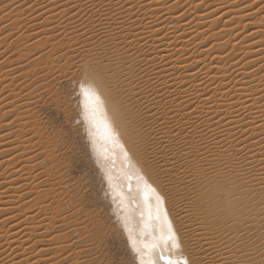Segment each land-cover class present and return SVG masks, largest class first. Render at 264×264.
<instances>
[{
  "label": "bare ground",
  "instance_id": "bare-ground-1",
  "mask_svg": "<svg viewBox=\"0 0 264 264\" xmlns=\"http://www.w3.org/2000/svg\"><path fill=\"white\" fill-rule=\"evenodd\" d=\"M173 1L120 0L125 4V10L121 11L116 7L115 0H14L19 7H13L8 12H0V182L3 181L6 184L5 187L0 186V264H85L86 262L84 257L86 258L90 251L86 250L88 245H82L83 240L76 241L78 236L75 240L70 238L72 240L70 242L69 240H67L68 242L63 241L66 246H61L63 245L61 240H64L68 233H65L64 236L60 235L63 234V231L61 232L62 228L58 224L62 223L61 226L67 224L65 221L71 217L66 216L67 219L62 218L60 222L55 221L52 224L54 219L52 214L54 215L56 211L60 210L58 206H55L58 199L54 205L48 204L51 200H55L53 197L54 199H50L46 203L51 207L44 206L51 210L54 206L53 210L58 209L54 213L52 212V220L50 216L43 217L48 216L45 214L48 210L44 207L42 210L45 215H40L42 211L40 207L45 204L44 202L43 205H41L42 202L39 204L41 206L37 204L39 209H36L38 210L35 207L36 211L29 210V214L23 212L24 208H22L24 210L18 208L20 212L15 208V203L22 190H20L21 187L17 190L14 187L21 186L23 181L29 183L32 181V177L28 178L30 181L18 180L19 177L15 179L17 170L13 167H19L18 169L22 173L33 169L34 160L36 159L37 162V157L41 158L42 154L39 151L42 149L44 151L46 148H42L43 145L40 146L36 140L38 145L35 147H38L33 150L34 143L27 136L30 133H25L26 130H24L27 129V123H24V119L18 118L17 120L15 118L19 114H25V102L28 103L27 99L32 100L29 98L31 95L26 93L31 89V85L28 86L29 81H40L42 78L46 81L53 77L51 68L54 69V67H51L50 56L51 52L55 51V47L50 43L48 50L39 51L37 46H39L42 36L46 39L42 41L48 43L51 40L56 41L58 37H65L68 41H81L82 50L80 49V52H84L88 59H84L85 56L81 59V55L77 65L86 66V61L90 58L86 50L93 49L94 45L83 40L74 29L84 32V26H87L89 30H92L90 21L101 25L95 29L99 32L100 38L97 39L96 36H93L95 45H101L107 31L103 26L105 14H108L110 10H114L117 17L124 22L122 24L123 34L120 29L113 26L112 35L120 40L121 45L128 49L131 56L125 53L120 45H116V47L120 48V54L132 64L133 70L144 86L153 93L155 103L158 105V108H154L153 111L156 112L157 117L162 116L165 120V124L161 125L151 116L148 117L155 129V134L168 142L170 138L169 126L179 125L177 131H183L191 125L192 131L197 135L199 134L196 132L198 128L207 133V141L210 145L213 136L217 137L221 144L224 143L226 137L231 144L235 145L236 149L244 151L255 166L252 171L256 179L253 180L249 176L247 185L236 181L239 187L231 188L224 193L218 192L215 187L210 185L208 191L203 193V204L198 209L201 211L204 222L203 228L194 225L183 211L180 212V220L188 227L196 228L197 231L205 234L209 233L212 228H216L227 241L228 237L224 235L228 231L226 221L230 215H234L238 211L237 202L243 201L253 209L251 215L255 219L249 220L252 229L250 235L259 246L262 227L259 202L264 198V189L258 182L264 179V169H261L259 158L264 154V71H262L264 69V16L259 14V10H250L249 0ZM129 2L136 7L134 9L127 7ZM72 4L78 7L74 10L71 7ZM93 4L96 7H93ZM101 5L103 6L101 7ZM141 5L143 6L141 7ZM234 5H238V7L235 6L234 9ZM246 5L249 6L246 7ZM97 8H100L99 13ZM98 16L99 19H97ZM115 19L116 17H113V20ZM5 27L9 29L8 32H2ZM84 34L88 35L89 33ZM105 42L109 43V46L114 43V41ZM84 53L82 54L84 55ZM38 66L41 67L39 70H37ZM141 69H143L142 73ZM143 98L150 105L152 104L147 95H144ZM14 106L16 107L15 118H13V113L11 117L9 112L10 121H8L5 119V109L9 110ZM26 110V113L29 114L27 108ZM82 110L84 119L83 97ZM26 116L25 118L28 119L29 116ZM11 119L15 121L12 123ZM97 120L99 131L95 128L92 129L93 136L90 139L92 142L93 139L95 141L93 144L96 156L108 159L109 154L113 157L114 171L119 169L118 181H114L115 177L110 171L106 172V176L108 179L110 178L117 208L121 211V223L128 238L131 235L132 239L136 241L137 248L140 249L139 253L135 251L138 254V261L141 263L142 260L143 264H152L155 259L152 245L159 236L155 225L149 220L150 211L153 216L155 215V201L140 178L142 171L140 165L134 158L125 156L121 147L122 141L109 138L104 134L103 117L98 114ZM85 123L88 128L86 121ZM12 127L16 129L17 133L12 131ZM2 128L7 129L4 132ZM9 129L11 130L7 132ZM209 129L211 131H208ZM31 131L29 130V132ZM233 136L240 141L239 144L233 140ZM44 156L46 157L48 154ZM44 156L42 155V158H45ZM14 160H17L15 165L12 163ZM108 160L110 162V159ZM52 161L50 163H53ZM166 167L168 166L166 165ZM106 168H108L107 165ZM48 173L45 175L48 176ZM177 173L179 178L189 182L187 177L179 172V161ZM25 175L27 174L25 173ZM27 176L23 175L22 177L27 178ZM33 178L35 179V176ZM19 181L22 183L19 184ZM36 185H33L31 192L33 188H38V190L42 188L36 187ZM49 185H44V187L49 189ZM25 186L28 188L27 185ZM53 186L57 187L54 183L52 188H54ZM14 189L17 193L19 189L17 196ZM24 191L26 189L22 192ZM42 192L43 190L40 193ZM46 192L42 196H39L41 195L39 193V200L33 201V204L31 203L28 208L30 206L32 208V205L35 206L36 202L43 199L42 197H46ZM36 193L38 192L36 191ZM47 196L49 195L47 194ZM51 196L49 197L51 198ZM23 198L25 197H22V202H24ZM28 198H33V195ZM31 200L34 199H30L29 202ZM11 202L14 204H8ZM58 203L57 205L60 204ZM13 205L18 213L23 212L27 215L24 214L25 216L22 217L21 214L22 218L19 215L16 216L17 214L12 215L13 211L9 212L8 208ZM60 206L62 207V205ZM71 209L73 210L74 207L69 210ZM62 214L57 216L62 217ZM57 216L56 220L59 218ZM214 216L216 219H213ZM56 224L57 226H55ZM77 224V221L74 220V227ZM51 227L52 230L49 232L48 228ZM55 228L60 231L55 232ZM182 235L186 236L187 233H182ZM129 242L132 246L130 239ZM229 247L232 245L229 244ZM175 255L177 254H174V258ZM255 259L259 264L260 257L256 256ZM224 260H232V256L227 251L223 252L221 264Z\"/></svg>",
  "mask_w": 264,
  "mask_h": 264
},
{
  "label": "snow or ice",
  "instance_id": "snow-or-ice-1",
  "mask_svg": "<svg viewBox=\"0 0 264 264\" xmlns=\"http://www.w3.org/2000/svg\"><path fill=\"white\" fill-rule=\"evenodd\" d=\"M115 3L121 11L125 10V4L120 0H115ZM249 3L250 10H259V14L264 16V0H249ZM13 7L19 5L14 0H6L0 4V12L11 11ZM71 7L75 10L78 6L72 4ZM93 7L96 5L93 4ZM127 7L134 9L136 5L129 2ZM97 12H100V8H97ZM113 17L116 19L113 20ZM90 23L92 30L87 26H84V32L74 29L77 35L93 44L94 48L86 50L90 57L86 61V66L69 61L79 73L72 79L78 85V94L83 97L84 120L88 124L89 136H93L92 129L99 131L97 115H101L104 134L122 141L121 147L125 156L134 158L140 165L142 170L140 178L155 201V215L153 216L150 211L149 220L159 232L156 242L152 245L155 254L152 264H221L224 251L230 253L232 260H224L223 264H257L256 256L260 257L259 264H264V198L259 202L262 223L259 246L250 235L252 229L249 220L255 219L251 215L253 209L243 201L237 202L238 211L230 215L226 221L228 231L224 235L228 237L227 241L216 228L205 234L196 228L188 227L180 220V212L183 211L194 225L203 228L201 211L198 210L203 204V193L208 191L210 185L218 192L224 193L231 188L239 187L236 181L247 185L249 176L255 180L256 176L252 171L255 166L252 161L247 158L244 151L236 149L226 137L221 144L220 140L213 136L210 145L207 133L198 128L197 135L192 131L191 125L183 131H177L179 125H171L168 127L169 141L160 139L148 119L151 116L158 124H165L164 118L157 117L153 111L154 108H158L155 96L144 86L132 64L120 54V48L129 56L131 53L112 35L113 26L120 29L123 34L124 22L117 17L114 10L105 14L103 26L107 31L104 34L105 40L101 41L99 47H95L93 36L100 38L99 32L95 29L101 25L92 21ZM4 31L8 32L9 29L5 27ZM105 41L114 43L109 46ZM116 45H120V48ZM140 71L142 73L143 69ZM74 92L75 89L71 95L64 94L62 97L67 98L69 106ZM144 95L151 99V105L143 98ZM233 140H236L237 144L240 143L235 136ZM259 158L261 169H264V154ZM178 161L179 172L183 173L189 182L178 177ZM258 182L264 189V179ZM129 239L133 250L139 253L136 241L131 235ZM229 244L232 247H229ZM174 254H177L175 258ZM128 264H136V258L130 260Z\"/></svg>",
  "mask_w": 264,
  "mask_h": 264
},
{
  "label": "rangeland",
  "instance_id": "rangeland-1",
  "mask_svg": "<svg viewBox=\"0 0 264 264\" xmlns=\"http://www.w3.org/2000/svg\"><path fill=\"white\" fill-rule=\"evenodd\" d=\"M172 1L173 0H171V2ZM5 2H6V0H0V4L5 3ZM235 6L238 7V5H234L233 6L234 9H235ZM3 31H4V29L2 30V32ZM26 40H28V39H26ZM42 40H46V39L42 36L41 40H39V46H37L38 47L37 49L39 51L48 50V45H50V43L53 44L55 47V49L53 48L55 51L51 52V56H50V62L52 63L51 67H54V69L51 68L53 71V72L51 71V74L53 73V77L46 79V81H45V79L42 78V80H40L42 83L40 81H32V82L29 81L28 86L30 87V85H31V89L33 88L32 89L33 91L31 89H29V90L27 89L28 91H26V93L31 95V96H29V98H32V100L27 99L28 103L25 102V105H26L25 107L28 109L29 114L26 113L27 110L24 107L25 108V114L24 113L19 114L15 118V115H14V111L16 109L15 106L10 108L9 110L5 109V112H6L5 119H8V121H10V117L8 114L10 112L11 117L14 115L13 118H15L17 120H18V118L24 119V123H27L26 124L27 129H24V130H26L25 133H30V135H27V136L30 138V140L32 139L31 142L34 143L33 144V146H34L33 150H35V148L37 149L38 146L37 147H35V146L38 145L37 144V141H38L40 146L43 145L42 148L46 147L44 149V151L40 147L42 150H40V148H39V150H40L39 152L43 156L45 154H48V156H46V157L44 156L45 158H42V155H41V158H39L40 156L37 157V160H38L37 162H36V159L34 160L33 164L35 165L34 166L35 171L33 168V169H30L31 170V172H30V170L27 168L31 174L28 172V170H26L25 172L23 171V173H22L21 170L18 169L19 167H17V168L15 166L13 167V169L15 168L17 170L16 176L15 175H14L15 177L13 176L15 179L17 177H19V178H17L18 180L23 181V179H24V180L30 181V179L32 177V179H31L32 181L29 182L31 184H29L26 181L25 182L23 181V183L21 181H19V184H20V182L22 183V184H20L21 186H18V187L15 186L14 187L16 190H17V188L21 187L20 190H22V191L26 189V191H24V192L21 191L19 199L15 203L17 205V206L15 205V208L16 209L20 208V210L22 208H24L25 211H23V212L29 214V212H30L29 210L34 212V210L36 208H38V205L41 202H42L41 205H43V202L45 204L43 206L39 205V206H41L40 210H42L43 207L47 206L48 204L54 205L58 199V202L60 204L57 202L59 205H57V203H56L55 206H58V209H60L61 212L58 209H56L58 211L53 210V209H55L54 208L55 206L54 207L52 206L53 207L52 210L47 209V207H51L48 205L47 207H44V209H47L50 213L48 211H46L47 213H45L43 211L44 210L43 209L42 210L43 212L41 211L42 213L40 212V215L45 213L48 216H43V217L48 218L50 216V218L52 220L51 214H52V212L54 213L56 211V214H54V215L52 214V216L54 217L53 223L51 221L52 224H54L55 221L60 222V220L62 218L64 220L67 219L66 216H69V218L71 217V219H67L68 222H67V220L65 221L67 224H65V225L63 224L64 226L63 225L61 226L62 223H60V225L58 224V226L60 228H62V229H60L61 232L63 231V234L60 232L61 233L60 235L64 236L65 233H68V235H69L68 236L66 234V238H69V239L65 238L64 240H61V241L63 244V241L68 242L67 240H69V242H70L73 239L75 240L78 237L79 238L76 241H78V240L82 241L83 240L82 245L83 246L88 245V246H86V248H87L86 250L90 251L86 255V258L84 257V259L86 261L85 264H128V262L130 260H133L134 258H136V264H141L137 258L138 254L133 250V248L129 242L127 232L125 231V229L121 223V217H120L121 211L118 210V208H117V203L115 201L116 198L114 197L115 195L113 194L109 179L106 176V172L110 171L111 173H113V176L115 177L114 181H118L119 178H117V176L119 174L118 173L119 169L116 167L117 171H114L113 157L109 156V154L107 157H108V159H110V162L107 158L101 159L99 156L98 157L96 156L94 144L92 142V139H90L91 137L88 134V128H87L86 123H85L83 116H82L83 115L82 96H80L78 94L79 93L78 85L72 79L73 77H76L79 73H78L77 69H75V67L69 63V61H75V64L77 65V61H79V59H80L79 57L81 55H82L81 58H84V56H85L84 59H88L84 52H82V51L80 52V49L82 50V47L80 45L81 41H79V42L68 41L67 38H65V37L64 38L58 37L56 41L51 40L49 43L46 41H42ZM44 42H45V44H44ZM263 42H264V40H263ZM28 44H26V45H28ZM29 46H32V45H29ZM29 46H27V47H29ZM95 46L99 47L100 45H95ZM82 53H84V55ZM66 57H67V59H66ZM39 68H41V67L38 66L37 70H39ZM53 79H56V80H53ZM34 83L37 85H35ZM73 89H75V92L71 96V103L69 106L67 98L62 99V97H64V94L65 95H71ZM12 113H13V115H12ZM26 114H27V116H26ZM25 116L26 117L29 116L28 117L29 120L26 119ZM34 116H36V117H34ZM14 121L15 120H12L11 122L13 123ZM9 128H11V127H9ZM37 128H38V130L39 129L40 130L38 131ZM6 129L7 128H2V130L4 132L6 131ZM28 129L30 131L32 130L33 133H32V131L29 132ZM10 130L11 129H9L7 132H9ZM34 130L35 131L37 130L38 132L37 131L35 132ZM12 131L17 133L16 129L13 127H12ZM31 133H32V135H31ZM35 133H37L36 134L37 136L34 135ZM40 138H41V140H40ZM39 140H40V142H39ZM15 161L17 162V160H14V161H12V163L13 164L16 163ZM51 161L53 163H50ZM106 165L108 168H106ZM11 166H13V165H11ZM18 171H19V173H18ZM36 171H38V172L35 173ZM25 173L28 176L25 175ZM33 173H34L35 179L33 178L34 176H32ZM45 173H48V176L45 175ZM19 174H21L20 175L21 178H20V176H18ZM22 174L24 176H27V178L22 177L23 176ZM125 175H126V172H125ZM46 176L48 177V179L46 178ZM28 178H30V179H28ZM39 178H42V179H39ZM37 179L40 181H36ZM46 179H47V181L49 180L48 183L51 186L48 183H46L47 182ZM34 180H35V182H34ZM32 182H33V185L38 184V185H36V187L38 186L39 188L40 187H42V188L40 190H38V188H36L37 190L35 188H33L32 192H31L32 187H34L32 185ZM53 183L57 187L53 186L54 188H52ZM4 184L5 183H3V181L0 182L1 187L2 186L5 187L6 184L5 185ZM22 185H24V186L22 187ZM25 185H27V187L30 190L28 188H26ZM44 185L45 186L49 185L50 188L48 189L47 187H44ZM28 190H29V192H28ZM42 190H43V192L40 193ZM36 191L38 193H36ZM44 192H46L49 196L52 195L51 198L49 196H47V194H46V197L45 196L42 197L43 199H40L41 200L40 202L39 201L36 202L35 206L32 205L33 206L32 208H31V206H30V208H28L31 203L33 204V201H35L36 199L39 200V197H38L39 193L41 194L39 196H42V194H44ZM49 192H50V194H49ZM31 193L33 195V198H30V199H34V200H31L29 202L30 199L28 197H30V196L32 197ZM33 193H36V194H33ZM16 194L17 195L19 194V189H18V193H17V191L15 192V195ZM24 194H26L28 196L26 197V195H24ZM22 197H25V198H23L24 202H22ZM34 197H36V198H34ZM47 197H49L48 200H47ZM53 197L55 198V200L50 201V199H54ZM24 199H26V200H24ZM44 199H46V200H44ZM20 200H21V202H19ZM48 201H50V203H48L46 205V203ZM12 203L14 204V202H11L8 204H12ZM19 204H21V205H19ZM60 205H62V207ZM63 205H65V206L67 205V206L65 207ZM7 206H4V207L6 208ZM68 206L70 208L74 207V209L73 210L71 209L72 210L71 211V210H69L70 208ZM34 207H35V209H34ZM9 208H8L9 212L13 211V213H15V214L12 213V215L17 214L16 216L19 215L20 218L27 215L25 213H24L25 214L24 215L23 212L18 213L19 209L16 210L14 208V205L10 206ZM24 209H22V210H24ZM38 209H36V210H38ZM20 210H19V212H20ZM57 213H59V214L63 213L64 216L62 214V217H59V216H57V215H59ZM21 214H22V217L20 216ZM45 214H43V215H45ZM37 215H39V214H37ZM55 215L57 217H59L58 220H56L57 218ZM74 220H76L78 223L76 227H74ZM35 222H38V220H35ZM90 223H92V224H90ZM55 226H57V224ZM52 227H54V226H52ZM52 227L48 228L49 232H50V230H52ZM85 229L87 230V232H85L86 231ZM60 230L55 228L54 231L57 232ZM68 230L70 232H67ZM59 241H57V242H59ZM84 241H85V243H84ZM59 243H61V242H59ZM61 246H66V244H63Z\"/></svg>",
  "mask_w": 264,
  "mask_h": 264
}]
</instances>
